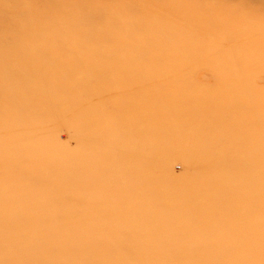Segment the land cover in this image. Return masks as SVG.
<instances>
[{"label":"rangeland","instance_id":"rangeland-1","mask_svg":"<svg viewBox=\"0 0 264 264\" xmlns=\"http://www.w3.org/2000/svg\"><path fill=\"white\" fill-rule=\"evenodd\" d=\"M0 264H264V0H0Z\"/></svg>","mask_w":264,"mask_h":264}]
</instances>
